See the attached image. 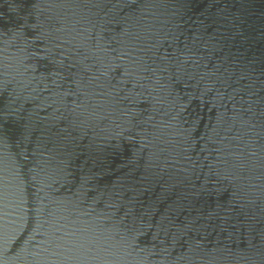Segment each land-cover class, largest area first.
<instances>
[{
	"label": "water",
	"instance_id": "obj_1",
	"mask_svg": "<svg viewBox=\"0 0 264 264\" xmlns=\"http://www.w3.org/2000/svg\"><path fill=\"white\" fill-rule=\"evenodd\" d=\"M0 264H264V0H0Z\"/></svg>",
	"mask_w": 264,
	"mask_h": 264
}]
</instances>
